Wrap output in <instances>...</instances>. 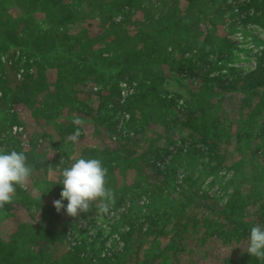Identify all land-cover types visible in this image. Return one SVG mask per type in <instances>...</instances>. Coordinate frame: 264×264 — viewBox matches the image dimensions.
Masks as SVG:
<instances>
[{
  "label": "trees",
  "instance_id": "obj_1",
  "mask_svg": "<svg viewBox=\"0 0 264 264\" xmlns=\"http://www.w3.org/2000/svg\"><path fill=\"white\" fill-rule=\"evenodd\" d=\"M180 1L0 0V57L18 50L10 68L22 71L11 90L0 59L4 150L22 151L32 169L0 208V223L16 210L29 217L0 235V264H193L187 242L200 247L208 239L235 244L223 264H264L246 252L254 226L248 206L264 225V49L241 75L227 65L235 45L217 36L216 24L226 15L264 31V0H183L185 21L177 18ZM172 73L193 78L192 86L168 91ZM43 81L50 102L34 108ZM121 85L132 91L122 96ZM19 104L35 123L53 126L58 143L45 130L39 139L49 138L54 154L38 159L35 144L24 150V139L10 133L11 125L24 124L13 111ZM67 106L75 114L70 119L60 113ZM246 152L250 158L240 156ZM81 157L107 169L106 187L114 193L107 213L99 200L76 217L53 206L63 187L60 172ZM220 179L226 181L214 198L204 185ZM120 206L110 223L118 240L105 247L96 219ZM80 222L92 231L83 234ZM76 231L82 238L69 241Z\"/></svg>",
  "mask_w": 264,
  "mask_h": 264
},
{
  "label": "rangeland",
  "instance_id": "obj_2",
  "mask_svg": "<svg viewBox=\"0 0 264 264\" xmlns=\"http://www.w3.org/2000/svg\"><path fill=\"white\" fill-rule=\"evenodd\" d=\"M227 2L229 3L230 0H227ZM185 6V2L183 0H181L178 3V12H177V18L182 19L183 21L188 19V14L183 10ZM10 8L9 11H11V14H15L18 11V6L16 4H14L13 2L10 4L9 6ZM135 19H141L140 13L135 17ZM224 20L220 21L218 19L217 21V36L218 37H226L227 39L230 40V42L234 43L235 48H233L232 50V54L229 56V60H228V66L229 67H233L238 73H240L241 75H245L249 72H251L254 67H255V53L264 49V31H262L260 28L253 26V25H244L242 24L238 19H234V20H228V18H226V15L223 18ZM18 50H15V54L13 53V50L11 49L8 53H6L5 55H3V57H0L1 61H3V63L5 65H7L6 69H5V73H4V79H6V85L11 89V90H17L18 88L15 87L17 86L16 84L18 83V80H22V75H21V69L18 72L16 69H14L13 67L10 68L14 61L16 59H18ZM24 59V57H22ZM33 67V66H32ZM33 70V68L31 69V71ZM53 72L51 70H48L47 75H46V79L50 80L53 76ZM173 76V78L175 79H171L170 76L167 78L166 84H165V88L170 91V92H184L186 89L184 88V86H186V84H188V86H192L190 85L191 82L193 81V78H182L185 77L186 75H182L180 78H177L176 73H172L171 74ZM64 79L63 81H67V79H65V76H62ZM192 79V80H191ZM16 80V82H15ZM178 80L180 81V83L184 84L183 86L178 82ZM13 81V82H12ZM195 84L193 87H195V85H199L198 83L200 82V79L195 80ZM45 81H43L42 85H40L41 90L39 91V93H37L34 96V108H36L37 106H40L41 104H47L48 102H50L49 98L47 96H44V88L45 86ZM130 89V88H129ZM132 91V89H130ZM15 92V91H14ZM0 93L2 94L1 90ZM80 98V96L78 97ZM93 100H96V96L93 95L92 97ZM33 108V109H34ZM71 107L67 106L65 108H63L61 110V115L62 117L66 118V119H70L71 117H74L75 114L73 111H71ZM13 111L16 113L17 119H20L22 122H24L22 128V134L18 135H14V137L19 138V137H23L25 140H22L24 143L23 144V149L24 150H29L31 148V145L35 144V147H33L34 152L37 155L38 159H44L45 155L47 153L50 154H54V150L50 147V140L49 138L47 139H43L40 140V135L42 134V130H45L47 135H51L53 136L54 140L53 142H57L58 138L56 137L55 133H53V126L52 125H45L43 123L42 120H40V123L37 122L35 123L32 118V116L30 115V112L26 110V108L19 104V105H15L13 106ZM79 124V122H78ZM12 125L8 128L9 130L11 129ZM151 131H147V135L150 133ZM178 133V132H176ZM6 134V133H5ZM122 137V136H121ZM52 138V139H53ZM124 137L121 138V142L124 141L123 139ZM51 139V138H50ZM51 139V140H52ZM58 143V142H57ZM37 144V145H36ZM0 149H4V137L2 135L1 132V126H0ZM242 155L247 156L248 158V152L246 153H240ZM252 172L249 171V174H251ZM222 180V183L226 180L224 179H220V180H216V182H214V184L211 185V187H209V180H206L205 182V189H209V195H212L214 198H216L217 196V192L216 189L219 185V181ZM261 183V182H260ZM259 183V184H260ZM245 189H247V185L244 184L243 186ZM219 191V190H218ZM221 192V191H219ZM39 194H35V191H31V196L32 197H37ZM247 194L245 193L244 196H246ZM36 199V198H35ZM36 201V200H35ZM99 204V203H97ZM125 206H120L118 207V211L117 213H112L109 215H106V219L104 220H108V222L106 223V227L102 228L101 230V234L102 237L106 239V241H108V244H104L105 247H109L110 246V242L112 239L115 238L114 235H118L117 232H115L114 230H112V226H111V222L113 219H115L118 215V213L122 210H124ZM254 210L253 206H248V211L250 216H248L247 222L249 223L248 226H252L256 224V219L255 217L251 216L252 211ZM32 212L34 213L35 217H39L40 218V210H32ZM97 217V216H96ZM10 220L8 223L4 224V223H0V235L3 237H8V235H10L16 228V226L18 225V222H25V221H29V217H27L26 214H24V212H22L21 210L18 212V210L13 211V216L9 217ZM7 220V221H8ZM97 222H102L101 218H97L96 219ZM85 222H80L76 227L78 230L82 231L83 234L89 229L88 226H85ZM77 230V231H78ZM74 232L72 234H70V236H68L69 241L72 240V237H76L77 239H81V235H79L78 232ZM166 239V238H165ZM149 240V239H148ZM105 241V243H106ZM166 243V241H165ZM197 242L193 241V240H189L187 242L186 245V249L187 251L191 250V254L190 255H186L187 259L191 260L193 264H223V258H225L226 256L230 255L231 252H233L235 250V244L232 245H226L223 244L222 242H220L217 239H213L210 240H206L205 244L198 247V245H196ZM121 246V244L119 245V247ZM238 245H236L237 247ZM210 252V254H209ZM209 254V255H208ZM238 258V256H237Z\"/></svg>",
  "mask_w": 264,
  "mask_h": 264
},
{
  "label": "clouds",
  "instance_id": "obj_3",
  "mask_svg": "<svg viewBox=\"0 0 264 264\" xmlns=\"http://www.w3.org/2000/svg\"><path fill=\"white\" fill-rule=\"evenodd\" d=\"M78 135L74 134L73 139ZM31 173L32 169L22 151L0 149V208L13 201L17 186L23 188ZM106 175L107 169L101 160L82 157L75 159L60 172L59 184L63 187L60 198L53 201L56 211L63 209L68 216L76 217L80 213L89 212L92 202L99 200L100 212L107 213L114 201V193L106 187ZM65 200L66 205L63 203ZM106 221L96 223L95 230H102L101 224ZM92 229L90 227V232ZM246 252L258 260H264V225L255 224L250 228Z\"/></svg>",
  "mask_w": 264,
  "mask_h": 264
},
{
  "label": "built area",
  "instance_id": "obj_4",
  "mask_svg": "<svg viewBox=\"0 0 264 264\" xmlns=\"http://www.w3.org/2000/svg\"><path fill=\"white\" fill-rule=\"evenodd\" d=\"M121 87L123 88L122 91H121V95L122 96H125L126 94L130 93L131 90L129 89V87H127L126 85H121ZM1 95V93H0ZM10 133L12 135H20L22 134V128L21 126H17V125H13L10 129ZM22 139H24L23 137H21ZM25 140V139H24ZM26 141V140H25ZM98 223V222H97ZM86 224V223H85ZM99 224V223H98ZM85 226H88L89 229L86 231V232H89L90 233V226L89 225H85ZM102 228L106 227V223H103L101 224ZM116 239H118V236L114 235ZM108 244V243H107Z\"/></svg>",
  "mask_w": 264,
  "mask_h": 264
}]
</instances>
